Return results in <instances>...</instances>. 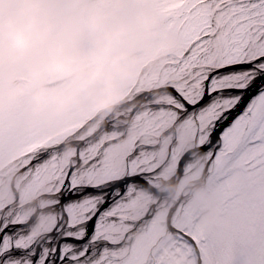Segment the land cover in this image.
Masks as SVG:
<instances>
[{"label":"snow or ice","instance_id":"obj_1","mask_svg":"<svg viewBox=\"0 0 264 264\" xmlns=\"http://www.w3.org/2000/svg\"><path fill=\"white\" fill-rule=\"evenodd\" d=\"M100 2L183 46L94 128L24 131L0 105V264H264V0ZM189 176L212 227L163 187Z\"/></svg>","mask_w":264,"mask_h":264},{"label":"clouds","instance_id":"obj_2","mask_svg":"<svg viewBox=\"0 0 264 264\" xmlns=\"http://www.w3.org/2000/svg\"><path fill=\"white\" fill-rule=\"evenodd\" d=\"M153 26L146 9L113 23L97 0H0V105L27 92L29 118L50 130L85 109L114 111L127 95L124 86L154 54L134 51ZM182 46L172 37L164 52L178 54Z\"/></svg>","mask_w":264,"mask_h":264},{"label":"bare ground","instance_id":"obj_3","mask_svg":"<svg viewBox=\"0 0 264 264\" xmlns=\"http://www.w3.org/2000/svg\"><path fill=\"white\" fill-rule=\"evenodd\" d=\"M97 6L99 8V10L102 12V14L104 15L105 18H107L108 20H110L111 22L113 23H116V24H119V23H125V22H128L131 18L133 17H136L138 18V14H139V11L141 10L142 7H136V6H132L130 5L129 3L127 2H122V3H119V4H114V5H111V6H106L104 5L103 3L100 2V0H97ZM138 8H139V11H138ZM146 8V7H145ZM146 10L150 13H152L153 11L149 8H146ZM154 17V16H153ZM153 19V18H152ZM155 23V22H154ZM158 23V22H157ZM159 24V23H158ZM159 26V25H158ZM156 29V28H155ZM154 30V28H153ZM157 32V30H156ZM152 34V33H151ZM150 36V35H148ZM158 36V35H157ZM160 36V35H159ZM162 36V35H161ZM152 42V41H151ZM146 43V42H145ZM144 45V44H143ZM158 47V46H157ZM150 49H152L151 47H149ZM146 49V48H145ZM148 49V48H147ZM144 51V50H143ZM146 51V50H145ZM154 52V51H153ZM156 53V52H155ZM164 54V55H163ZM167 53H165L164 51L161 52V54L153 57V55L151 56V62L148 66L144 67L143 69L140 68L135 76L130 80V82H128L124 88H123V91L126 92L127 94L129 93L130 91V88L132 85H134L135 83H137L139 80L142 79L144 73L148 70H151L152 68H154L157 64L161 61V59L163 58V56H165ZM143 55V54H142ZM147 57H145L146 59ZM153 58V59H152ZM149 60V57L148 59ZM155 62V63H154ZM147 64V63H146ZM149 67V68H148ZM28 93L25 92L23 93L21 96L17 97L16 98V103H17V108H18V111L20 113V119H19V126L24 130V131H28L30 130L35 124H37V121L36 120H31L29 118V115H28V112H27V108H26V105H27V100H26V97H27ZM118 107V106H117ZM116 107V108H117ZM116 110V109H115ZM114 110V111H115ZM112 111V112H114ZM111 113V112H110ZM78 113H76L75 115H77ZM109 114V113H108ZM74 115V116H75ZM82 117L79 119V121L81 120V122H84L83 125H88L90 127H96L97 125H99L104 117L106 115L104 114H93L90 110H87L85 109L84 112H82ZM43 124V123H42ZM61 125V124H60ZM62 127V126H61ZM48 128V127H47ZM45 129V128H44ZM57 129L55 130H49V132H53V131H56ZM177 182L178 181H168V182H165L163 184V187L167 190L168 194L170 195L171 197V200L174 202L175 200H178V199H181L185 196H188V195H192V193L200 188L201 186H203V183L202 180L197 177L196 179H194L191 182H188L182 189H181V192L179 193V197H174L175 193H176V186H177ZM202 184V185H201ZM201 185V186H199ZM199 186V187H198ZM192 187V188H191ZM198 187V188H197Z\"/></svg>","mask_w":264,"mask_h":264},{"label":"rangeland","instance_id":"obj_4","mask_svg":"<svg viewBox=\"0 0 264 264\" xmlns=\"http://www.w3.org/2000/svg\"><path fill=\"white\" fill-rule=\"evenodd\" d=\"M141 9H146V8L145 7H142ZM138 11H139V8H138ZM151 16L153 18V24H154L153 28H154V30L152 29V31H151L152 34L151 33L149 34L150 36L147 35L146 37H143L138 42V44H137V46H136V48L134 50L136 55H139V56H142V57H145L146 52H148L149 50H151L152 52L154 51L153 52L154 53L153 54V57L161 54V52H163L164 49H165V47L167 46L169 40L172 37H178V36H176L173 33L165 32V31L161 30L160 26H158L159 25L158 24L159 23V20L155 17L154 12L151 13ZM156 30H157V32H156ZM149 47H151L152 49H150ZM147 59H148V57L146 59H144L143 66L141 67L142 69L150 64V62H151V56L149 57V60H147ZM156 64H158V63L156 62ZM130 80H129V82H130ZM126 96H125V98H126ZM81 115H82V113H78L77 115L73 116L72 118L65 119L64 121L60 122L61 125L59 124L57 126V128H56L57 130L56 131H53L52 133L67 131L70 128L74 129V128L80 126L81 124L84 123V122H81V120L79 121V119L82 117ZM107 115L108 114H106V116ZM36 121H37V123L41 124L42 127L45 128L46 131L49 132V130H50L49 129V126L43 120H36ZM197 177L198 176H189V177H186L185 179H183L182 181H178L177 182V186H176V193H175V195H174L173 198L179 197V195H180L179 193L181 192V189L188 182H191L192 183V181L194 179H196ZM202 196H204L205 198L202 199L201 198ZM190 197H191V201L193 202L194 206L198 210L200 222L202 224L208 225L209 227H212L214 225V223L216 222L215 213H214V210H213V207H212L213 199H214L212 189L206 183H204L203 186H201L200 188L196 189L192 193V195ZM162 234L163 233H161V235Z\"/></svg>","mask_w":264,"mask_h":264},{"label":"water","instance_id":"obj_5","mask_svg":"<svg viewBox=\"0 0 264 264\" xmlns=\"http://www.w3.org/2000/svg\"><path fill=\"white\" fill-rule=\"evenodd\" d=\"M202 182H203V181H202ZM203 184H204V183H203ZM201 185H202V184H201ZM201 185H199V186H201ZM199 186H198V187H199ZM198 187H197V188H198ZM191 188H192V187H191Z\"/></svg>","mask_w":264,"mask_h":264}]
</instances>
